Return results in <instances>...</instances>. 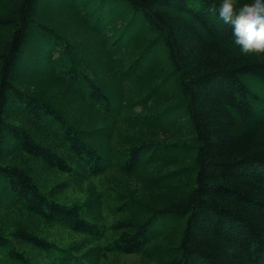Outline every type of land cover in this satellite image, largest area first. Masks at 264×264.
I'll use <instances>...</instances> for the list:
<instances>
[{
  "label": "trees",
  "instance_id": "trees-1",
  "mask_svg": "<svg viewBox=\"0 0 264 264\" xmlns=\"http://www.w3.org/2000/svg\"><path fill=\"white\" fill-rule=\"evenodd\" d=\"M39 2L0 0L4 8L0 11V205L20 206L89 240H105L92 249L101 250L103 259L113 252L150 255L148 247L158 230L172 225L179 237L177 243L166 246L168 264H264V58L240 55L232 43L231 27L209 11L220 0H99L96 14L112 16L125 10L133 21H144L153 35L128 65L102 61L113 71L111 78L115 84L130 80L145 53L162 45L169 69L153 71L159 78L140 92L141 98H150L167 85L173 100L167 108L186 117L195 152L192 184L183 194L169 198L161 207L137 203L143 219H120L111 225L90 219L85 201L68 203L57 199L58 192H44L31 167L1 159L21 152L50 172L78 179L79 174L98 176L110 169L131 173L164 149L188 152L190 148L147 138L122 149L113 143L107 148L105 143L113 140L116 130L113 114L121 111L119 89L82 69L63 36L34 20ZM252 2L236 0V6ZM111 3L118 9L109 10ZM80 21L96 36L94 23L86 17ZM30 36H39V42L47 45L50 59L41 57L45 71L72 89L70 102L89 106L102 123H82L79 115L71 116L61 103L18 85ZM99 37L103 47L105 40ZM118 41L111 38L108 48L116 49ZM33 46L39 50L40 45ZM65 46L68 51L61 53L56 66L51 52ZM37 65L38 61L31 67ZM161 113L159 109L142 118L150 123ZM170 174L173 171L160 178ZM58 187L53 190L66 188L60 183ZM129 205L124 204L122 210ZM14 227L9 236L0 221V264H28L26 249L54 256L56 264H107L101 258L93 262L76 245L62 246L26 224ZM112 231L115 235L109 239Z\"/></svg>",
  "mask_w": 264,
  "mask_h": 264
},
{
  "label": "rangeland",
  "instance_id": "rangeland-1",
  "mask_svg": "<svg viewBox=\"0 0 264 264\" xmlns=\"http://www.w3.org/2000/svg\"><path fill=\"white\" fill-rule=\"evenodd\" d=\"M98 3L99 0H49V2L40 0L34 14V20L44 22L63 36L66 41L65 44L70 47L71 57L78 60L82 69H85L96 79L107 81L119 89L116 95L119 96V99L122 98L119 100L121 111L115 110L116 112L113 114V124H116V130L112 132L114 133L113 140L105 143V146L108 148L113 143L122 149L129 144L147 138L161 139L165 143L177 142L180 145H186L190 150L186 152L183 148H179L175 152L171 149H164L157 155L159 157L155 156L154 160L146 161L131 173L110 169L98 176L79 174L80 178L78 179L71 175L50 172L21 152L16 155H8L1 161L3 163L16 161V163L31 167V171L38 178L44 192H58L56 193L57 199L68 203L85 201V212L90 219L111 225L120 219H143L145 214L140 212L142 207L137 203L147 202L161 207L169 198L183 194L192 184L193 170L191 167L195 152L192 143L193 134L187 126L186 117L183 113L176 116V112L172 113L170 108H167L168 104L173 101L167 92L169 91L167 85H162L161 89L153 92L150 98L147 96L141 98L142 93L140 92L145 91L150 83L155 81L157 77L159 78V75L153 74V71L161 67L169 69L168 63L165 61L164 48L162 45H158L155 49H150L145 53L142 64L137 66V70L134 71L130 80L128 78L123 79L115 84L116 81L111 78L113 71L106 68L107 66L102 61L116 66L128 65L139 53H142L153 35L146 28L144 21H133L129 16L130 13L125 10L117 14L114 13L112 16L108 13H106L108 16L96 14L100 7ZM2 9L4 8L0 6V11ZM114 9L117 10L118 8L111 3L109 10ZM81 17H86L95 24L98 32L93 33L96 36L89 33V30L80 21ZM99 35L105 40L103 47L99 43ZM38 37L32 36L25 45L26 50L19 67L22 77L18 78V85L61 103L62 109L67 110L71 116L79 115V119L84 121H81L82 123L87 125H94L96 122L102 123L99 121L100 116L95 114L89 106L87 109L73 105L69 100L73 95L72 89L57 78H52L49 72L45 71L47 68H44L41 57L46 55L45 58H47L50 55L47 56V45L42 44L43 41L39 42ZM40 37L42 38L41 35ZM111 38L119 40L118 47L112 51L108 48ZM35 44L40 45L38 51L36 46H33ZM67 51L65 46V48L59 47L51 52V58L56 66L59 65L62 58L59 57L61 53ZM36 55L42 56L38 60L33 58ZM49 57L47 60L50 59ZM37 61V67H31ZM112 77H114L113 74ZM147 79L149 82L144 85ZM142 86L143 88L140 90ZM116 98L118 99L117 96ZM159 109L162 110L161 115L157 118H151L150 123H148L150 119L142 118L148 114L153 115ZM15 113L14 111L12 114ZM161 117H163L162 121L160 120ZM147 155L148 153L145 157ZM170 171H173L174 174H170L169 178H160L161 175H167ZM59 183L65 185L66 188L53 190L54 187H58ZM128 202H130L129 207L122 210V206ZM0 221L5 233L9 236L15 228L14 226L26 224L33 231L56 241L62 246L76 245L81 253L91 255L90 260L93 262L101 258V250L94 251L92 249L95 245H104L105 240L99 242L98 240H89L84 237V234L29 214L20 206L0 205ZM172 227L169 225L158 230L159 234H156L154 241L148 247L150 255L147 252L132 254L113 252L109 253L107 259H101L107 264H168L169 255L165 250L166 246L177 243L179 237V234ZM114 235L115 232L112 231L107 237L110 239ZM24 253L27 255L28 264H56L58 261L54 256L43 255L33 249H26Z\"/></svg>",
  "mask_w": 264,
  "mask_h": 264
},
{
  "label": "clouds",
  "instance_id": "clouds-1",
  "mask_svg": "<svg viewBox=\"0 0 264 264\" xmlns=\"http://www.w3.org/2000/svg\"><path fill=\"white\" fill-rule=\"evenodd\" d=\"M232 29L233 45L241 56L257 55L264 58V0L236 6V0H220L209 6Z\"/></svg>",
  "mask_w": 264,
  "mask_h": 264
}]
</instances>
